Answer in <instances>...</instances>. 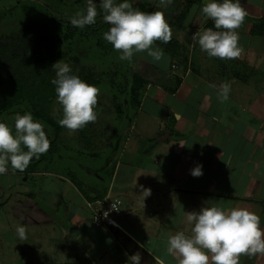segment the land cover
<instances>
[{"label":"crops","instance_id":"0c3cea01","mask_svg":"<svg viewBox=\"0 0 264 264\" xmlns=\"http://www.w3.org/2000/svg\"><path fill=\"white\" fill-rule=\"evenodd\" d=\"M204 2L132 0L164 12L175 54L155 42L160 61L146 52L128 61L147 86L101 158L72 153L70 162L62 148L36 172L0 174V264H127L135 253L141 264H176L168 236L187 227L185 212L206 204L247 208L264 224V0H241L243 51L232 60L209 57L192 40L214 28ZM224 81L231 93L221 103L210 85ZM197 164L200 177L190 174ZM106 198L121 202L124 231L94 225L89 203ZM20 224L26 239L16 234ZM240 264H264V254L242 255Z\"/></svg>","mask_w":264,"mask_h":264},{"label":"clouds","instance_id":"9594fccd","mask_svg":"<svg viewBox=\"0 0 264 264\" xmlns=\"http://www.w3.org/2000/svg\"><path fill=\"white\" fill-rule=\"evenodd\" d=\"M172 0H159L160 5ZM201 14L211 19L213 27H201L192 34L194 44L209 57L232 60L241 56L237 29L245 22L247 11L241 0H205ZM110 27L103 33L119 53L121 61L131 62L136 53L146 52L156 61L164 57L162 48L154 47L156 41L168 43L172 29L163 11H141L133 6L132 0H86V8L69 18L73 27L83 29L94 25L97 16ZM55 72L51 83L55 86L56 103L62 107L61 127L76 132L98 118L96 105L99 89L75 74L64 59L52 66ZM217 89V99L229 100L231 83L224 81ZM49 134L43 123L30 111L14 115L9 126L0 120V174L12 170L24 171L33 158L38 159L50 148ZM194 177L203 173V165L197 164L190 170ZM151 195L145 188L140 196L143 203ZM186 228L168 236L167 253L175 258L176 264H240L242 255L264 254V224L261 217L244 207L225 209L219 204H206L199 211L185 212ZM20 239H26L23 224L16 227ZM140 253L128 258L127 264H141Z\"/></svg>","mask_w":264,"mask_h":264},{"label":"rangeland","instance_id":"374dc122","mask_svg":"<svg viewBox=\"0 0 264 264\" xmlns=\"http://www.w3.org/2000/svg\"><path fill=\"white\" fill-rule=\"evenodd\" d=\"M96 2L99 4V0ZM85 8L86 0H0V38L15 35L24 29L26 32L24 36L28 39L29 45L18 56L7 55L0 58V74L12 72L21 64L29 65L30 70H42L55 74L52 66L64 59L71 65L73 72L82 79L83 72L92 73L97 83L95 86L99 89L100 112L97 114V120L72 133L61 127L62 131L56 140V152L52 160L62 148L69 153L66 157L74 153L75 157L79 156L83 159L89 153H95L101 158L100 149L107 142H114L115 133L121 127L127 110L130 112L134 110L130 97L134 85L130 81L135 68L128 61H121L119 53L103 39V33L108 29L98 28L103 22L102 15L97 16V22L94 25L85 26L83 29L73 27L69 21L70 17ZM39 31L44 33L48 31L47 36L51 37L56 44L51 56L43 48L44 44L39 45L37 42ZM77 43L85 49H96L102 58L75 61ZM140 53L143 54V52ZM118 105L123 109V117L117 115ZM26 106L31 112L30 106ZM17 111L25 112L17 109L0 116V120L12 126ZM62 115V107L55 102L52 116L58 120L62 118ZM44 127L49 134V139H53V131L46 125ZM82 131H84L83 134ZM68 159L67 161L71 162L70 157ZM68 164L70 165L69 162ZM53 168V170H59L57 166Z\"/></svg>","mask_w":264,"mask_h":264},{"label":"trees","instance_id":"16d2710c","mask_svg":"<svg viewBox=\"0 0 264 264\" xmlns=\"http://www.w3.org/2000/svg\"><path fill=\"white\" fill-rule=\"evenodd\" d=\"M191 4V3H190ZM189 4V5H190ZM145 9V7H143ZM109 29V25L102 22L98 27ZM30 30V29H28ZM48 31L38 32L37 42L38 44H44V49L51 56L56 46L55 42L51 40V37L47 36ZM25 30L22 29L15 35L0 38V58L7 55L18 56L23 50L28 48V39L24 36ZM162 44L165 49L175 54L174 45L175 42L169 41ZM77 47V58L75 61L80 59H94L98 60L102 56L96 49L90 50L82 47L80 43L76 44ZM55 74L42 70H30L29 65L21 64L17 66L12 72L7 74H0V116L14 112L17 109H21L25 112L29 111L26 105L30 106V110L35 118H38L43 122L44 125L49 127L54 134V138L50 139L51 144L49 150L41 154L38 159L33 158L26 168L29 172H36L39 166L45 161H51L55 154L56 140L60 136L62 128L58 124L57 119L52 116L53 105L56 102L55 86L51 83ZM83 79L92 85L97 84L92 73H82ZM134 87L131 89L130 94L131 101L133 102V108H136L139 104V97L143 93L147 86L146 81L139 75L133 73L131 79ZM131 83H129L130 85ZM131 84V85H132ZM122 108L117 106V115L123 117L124 113ZM97 114L100 112V104L97 102L96 105ZM84 131H82V134Z\"/></svg>","mask_w":264,"mask_h":264},{"label":"built area","instance_id":"2783aa9c","mask_svg":"<svg viewBox=\"0 0 264 264\" xmlns=\"http://www.w3.org/2000/svg\"><path fill=\"white\" fill-rule=\"evenodd\" d=\"M92 210L93 223L97 227H111L124 231L122 224L117 216L120 211L121 202L118 199H102L89 203Z\"/></svg>","mask_w":264,"mask_h":264}]
</instances>
